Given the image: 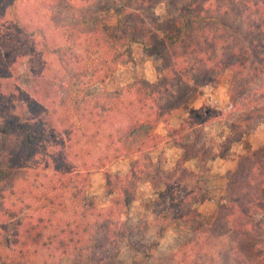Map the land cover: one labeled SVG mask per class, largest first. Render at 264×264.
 <instances>
[{"label":"trees","instance_id":"1","mask_svg":"<svg viewBox=\"0 0 264 264\" xmlns=\"http://www.w3.org/2000/svg\"><path fill=\"white\" fill-rule=\"evenodd\" d=\"M134 45L160 60L156 79L90 93ZM227 73L226 108L204 101L172 124ZM222 120L232 140L264 123V0H0V264H115L123 244L153 264H264V144L227 175L218 221L196 223L218 155L204 128ZM125 158L128 171H112ZM96 170L106 206L87 196ZM142 184L162 193L130 226ZM165 224L193 228L178 260L152 256Z\"/></svg>","mask_w":264,"mask_h":264},{"label":"rangeland","instance_id":"2","mask_svg":"<svg viewBox=\"0 0 264 264\" xmlns=\"http://www.w3.org/2000/svg\"><path fill=\"white\" fill-rule=\"evenodd\" d=\"M153 11L160 18L165 16V5L157 3ZM133 59L128 60L126 64L120 65L118 71L106 81L104 85H97L91 90L90 93H98L105 90H115L122 86L124 83L132 80L135 76L142 73L149 81L156 79L155 67L159 64L160 60L154 53L143 51L141 45L133 46ZM230 78V73L225 74L220 83L203 88V93L198 95L187 105L183 110L179 111L172 123L177 124L186 115L196 110V106H200L204 101L209 103L210 106L224 109L228 106V97L226 94L227 81ZM216 122V123H215ZM204 128V140L206 145L212 147L218 152V155L209 160L204 166L203 179L205 181V194L209 197L201 203H195L192 208L198 211V225L215 224L219 219V204L221 203V196L223 194L227 175L234 169L240 156L244 153L250 152L259 148L264 144V123L257 125L255 128L247 131L239 136L238 139L232 140L229 138V128L224 120L215 121ZM215 123V124H214ZM208 125V126H209ZM171 144H164L163 149L166 167H172L180 155V151L176 147H170ZM131 160L120 159L117 160L111 169L123 173L130 166ZM186 166L191 170L198 172L199 166L195 159L187 161ZM92 186L87 193L88 198L96 201L98 206H106L109 202V196L104 189V180L102 172L96 170L91 173ZM162 193V189L151 188L148 184H142L138 197L129 205L128 223L130 226L137 225L142 219L143 213L151 212L155 201ZM156 205V211H160L159 204ZM155 225L150 227V231L145 235L146 240L148 236L159 228ZM197 227V226H196ZM165 228V229H164ZM161 231L162 237L159 238V245L155 253L156 259H163L167 262L171 255L175 254V260L179 259V252L183 248V244L192 236L193 228L191 225L177 227L176 225L165 224ZM151 232V233H150ZM156 236L152 234V239ZM157 238V237H156ZM146 240H144L146 242ZM141 249L129 248L123 244L114 259L115 264H153V260L149 259ZM163 262V263H164ZM62 264H77L74 260H64Z\"/></svg>","mask_w":264,"mask_h":264},{"label":"crops","instance_id":"3","mask_svg":"<svg viewBox=\"0 0 264 264\" xmlns=\"http://www.w3.org/2000/svg\"><path fill=\"white\" fill-rule=\"evenodd\" d=\"M201 104H202V103H201ZM200 106H201V105H200ZM200 106H196V109H198ZM188 115H189V114H188ZM186 116H187V115H186ZM215 123H216V122H215ZM215 123H214V124H215ZM172 124H173V123H172ZM210 126H211V125L206 126L205 129L208 128V127H210ZM159 131L164 133V129H162L161 126L159 127ZM165 144H171V143H170V142H167V143H165ZM171 146H172V147H175L173 144H171L170 147H171ZM176 148H177V147H176ZM177 150H179V149L177 148ZM164 151H165V150H164ZM125 159H129V160H131V162H132V159H131V158H125ZM119 160H120V159H119ZM130 165H131V163H130ZM129 167H130V166H129ZM128 169H129V168H128ZM128 169H127L125 172H123V173H119V172H116V171H114V170H112V171H114V172H116V173H119V174H124V173H126V172L128 171Z\"/></svg>","mask_w":264,"mask_h":264}]
</instances>
